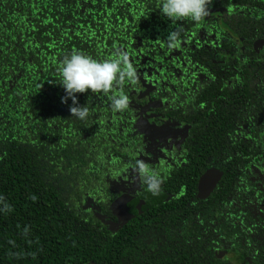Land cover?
<instances>
[{"label": "trees", "instance_id": "1", "mask_svg": "<svg viewBox=\"0 0 264 264\" xmlns=\"http://www.w3.org/2000/svg\"><path fill=\"white\" fill-rule=\"evenodd\" d=\"M216 1L210 13L219 8ZM160 6L161 0H0V196L9 206L0 210V264H231L220 257L224 252L239 264H264V214L248 211L257 187L232 189L230 168L221 167L225 177L207 201L163 204L161 191L147 192L155 198L150 213L166 210L149 225L139 217L111 229L118 206L112 197L99 200L102 212L84 208L85 194L106 188L105 179L138 160L129 143L136 130L130 107L113 111L108 99L123 92L130 100L135 87L114 82L107 94L77 93L89 109L79 120L69 112L70 99L61 103V61L76 52L113 59L119 51L131 64L142 63L172 27ZM236 6L228 0L226 9L239 19ZM246 24L242 16L231 31L241 34ZM130 44L136 46L128 51ZM253 140L245 139L259 147ZM147 167L162 176V189L170 168ZM200 174L192 172L185 193L191 199Z\"/></svg>", "mask_w": 264, "mask_h": 264}, {"label": "flooded vegetation", "instance_id": "2", "mask_svg": "<svg viewBox=\"0 0 264 264\" xmlns=\"http://www.w3.org/2000/svg\"><path fill=\"white\" fill-rule=\"evenodd\" d=\"M236 1L239 19L243 16L247 21L246 31H231L239 19L229 16L228 0H217L216 13L181 29V42L174 49L166 46L163 36L142 63L133 65L137 78L127 116L136 130L129 143L146 166L170 168L164 170L168 180L160 190L163 204L172 199L185 206L207 201L224 179L221 167H225L231 169L227 174L234 175L226 177L232 189L235 183L257 187L248 211L264 214V0ZM131 46L136 45L130 44L128 51ZM251 137L260 140L259 147L246 143ZM133 166L105 179L106 188L93 187L94 195L85 194L84 208L102 212L97 203L107 196V201L112 197L118 203L116 214L122 204L139 205L141 213L130 221L145 217L149 225L156 216L163 219L162 206L150 213L155 198L147 199L149 193ZM197 170L201 174L191 199L186 194ZM208 172L217 181L211 193L200 199L199 184ZM114 222L116 229L119 223H128L117 215Z\"/></svg>", "mask_w": 264, "mask_h": 264}, {"label": "clouds", "instance_id": "3", "mask_svg": "<svg viewBox=\"0 0 264 264\" xmlns=\"http://www.w3.org/2000/svg\"><path fill=\"white\" fill-rule=\"evenodd\" d=\"M212 0H161L160 12L172 22V27L164 38L166 46L174 49L182 39V30L175 26V22L189 19L199 22L209 16ZM60 85L65 95L61 97V103L71 100L69 112L71 116L79 120H85L89 115L88 107L81 106L77 102V93L105 94L109 93L113 83L133 82L137 78L136 68L128 60L123 52H117L115 58L98 60L82 52L65 56L59 67ZM110 105L113 111L123 112L129 108V97L121 92L119 95H109ZM136 176L141 178L146 190L153 196L158 195L163 183L162 176L149 169L143 161L137 160L133 166ZM0 210L9 207L0 196Z\"/></svg>", "mask_w": 264, "mask_h": 264}, {"label": "water", "instance_id": "4", "mask_svg": "<svg viewBox=\"0 0 264 264\" xmlns=\"http://www.w3.org/2000/svg\"><path fill=\"white\" fill-rule=\"evenodd\" d=\"M216 179L213 178V173L212 172H208L200 181L199 184V198L200 199H204L205 197H207L209 195V193H211V191L213 190L215 183H216ZM131 203V200H130ZM139 205L137 206H129V205H124L122 204L120 206V209L117 211V217L119 220L124 221V222H128L131 219L137 217V215L139 214ZM141 213V212H140ZM103 219V218H101ZM111 229H114L113 225H110ZM221 258L223 259H227L231 264H239V262L237 263L238 259L233 255V254H223L220 255Z\"/></svg>", "mask_w": 264, "mask_h": 264}, {"label": "rangeland", "instance_id": "5", "mask_svg": "<svg viewBox=\"0 0 264 264\" xmlns=\"http://www.w3.org/2000/svg\"><path fill=\"white\" fill-rule=\"evenodd\" d=\"M147 135V134H146ZM148 136V135H147ZM149 137V136H148Z\"/></svg>", "mask_w": 264, "mask_h": 264}]
</instances>
